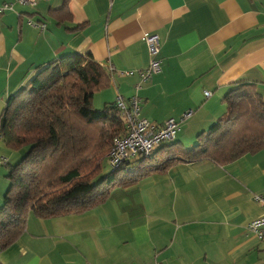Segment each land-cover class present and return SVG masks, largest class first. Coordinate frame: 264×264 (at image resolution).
<instances>
[{
    "label": "crops",
    "instance_id": "0c3cea01",
    "mask_svg": "<svg viewBox=\"0 0 264 264\" xmlns=\"http://www.w3.org/2000/svg\"><path fill=\"white\" fill-rule=\"evenodd\" d=\"M7 2L12 8L0 13V114L38 67L73 53L113 67L95 107L118 96L128 104L137 94L141 116L156 126L176 119L173 141L186 146L224 115L223 98L238 83H252L264 99V0H0V6ZM146 33L158 38L161 69L141 82L150 60ZM0 143L7 164L20 158ZM3 177L0 171V204ZM254 194L264 196V148L224 165L179 162L112 187L91 209L30 214L0 262L264 264V241L246 228L262 215Z\"/></svg>",
    "mask_w": 264,
    "mask_h": 264
},
{
    "label": "trees",
    "instance_id": "16d2710c",
    "mask_svg": "<svg viewBox=\"0 0 264 264\" xmlns=\"http://www.w3.org/2000/svg\"><path fill=\"white\" fill-rule=\"evenodd\" d=\"M111 82L108 67L90 54L73 53L38 67L7 100L0 141L23 155L6 174L0 251L21 236L30 214L48 218L82 212L104 202L112 187L132 185L179 162L208 159L224 165L264 148V99L252 83L241 82L224 96V115L199 132L191 146L172 140L147 157L102 172L113 138L125 133L116 101L93 105L94 95Z\"/></svg>",
    "mask_w": 264,
    "mask_h": 264
},
{
    "label": "built area",
    "instance_id": "2783aa9c",
    "mask_svg": "<svg viewBox=\"0 0 264 264\" xmlns=\"http://www.w3.org/2000/svg\"><path fill=\"white\" fill-rule=\"evenodd\" d=\"M38 0H16L22 4H36ZM12 8V4L7 2L0 6V13L6 9ZM32 26L44 29L45 24L33 20H28ZM144 40L148 45L150 60L147 67L140 72V81H147L150 77L160 71L161 60L158 57L159 41L155 34L146 33ZM112 70L111 65L107 66ZM138 84L136 88L138 89ZM206 96L210 95L208 90L204 91ZM120 115L124 122L125 133L115 136L112 141L111 149L106 158L111 169H116L124 163L138 157H147L162 143L170 142L176 137L179 129V123L174 118H168L162 125L156 126L141 116L140 100L137 94H134L127 104L121 96L116 97ZM192 111L188 110L183 114V118L189 117ZM7 158L0 156V165L6 164ZM253 200L258 203L263 211V215L258 219H253L247 229L253 233L257 239L264 240V197L254 194Z\"/></svg>",
    "mask_w": 264,
    "mask_h": 264
},
{
    "label": "rangeland",
    "instance_id": "374dc122",
    "mask_svg": "<svg viewBox=\"0 0 264 264\" xmlns=\"http://www.w3.org/2000/svg\"><path fill=\"white\" fill-rule=\"evenodd\" d=\"M195 143V142H194ZM194 143H192V144H194ZM188 144H191V143H187L186 145H188ZM0 145H1V143H0ZM186 145H184V146H186ZM186 147H188V146H186ZM14 151V150H13ZM16 153H18L20 156L21 155H23V151H15ZM21 158V157H20ZM16 161H11L9 164L11 165V164H14ZM9 164H7V165H0V171L2 172L3 171V179L5 180V182H6V189H5V191L7 190V187H8V185H9V180L5 177V175L8 173V168H9ZM103 168H102V172L104 171H107V170H109L110 169V167H109V165L107 164V159L105 158V160H103ZM4 191V192H5ZM4 194V193H3ZM3 202V201H2ZM2 205V203L0 204V206Z\"/></svg>",
    "mask_w": 264,
    "mask_h": 264
},
{
    "label": "bare ground",
    "instance_id": "6f19581e",
    "mask_svg": "<svg viewBox=\"0 0 264 264\" xmlns=\"http://www.w3.org/2000/svg\"><path fill=\"white\" fill-rule=\"evenodd\" d=\"M112 146V145H111ZM107 156V155H106ZM107 159V158H106ZM130 161H132V160H130ZM130 161H128V162H130ZM128 162H126V163H128ZM126 163H124L123 165H121V166H119V167H122V166H124ZM107 164H108V161H107ZM118 167V168H119ZM111 169V168H110ZM117 169V168H116ZM111 170H115V169H111ZM259 196H261V197H264V196H262V195H259ZM254 201V200H253ZM262 215H263V211H262ZM261 215V216H262ZM260 216V217H261ZM260 217H258V218H260ZM258 218H256V219H258ZM247 228V227H246ZM252 235L257 239V237L252 233ZM257 240H260V241H264L263 239H257Z\"/></svg>",
    "mask_w": 264,
    "mask_h": 264
}]
</instances>
